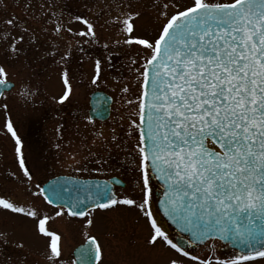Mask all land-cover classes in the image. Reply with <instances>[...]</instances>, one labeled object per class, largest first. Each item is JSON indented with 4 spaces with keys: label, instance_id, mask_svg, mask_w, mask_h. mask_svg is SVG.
<instances>
[{
    "label": "snow or ice",
    "instance_id": "1",
    "mask_svg": "<svg viewBox=\"0 0 264 264\" xmlns=\"http://www.w3.org/2000/svg\"><path fill=\"white\" fill-rule=\"evenodd\" d=\"M131 19L123 21L129 34L134 31ZM127 42L149 53L138 112L144 127L137 125L143 199L138 204L117 200L105 185L84 199L63 200V186L60 192L54 186L51 192L61 199L56 215L67 205V215L85 217L89 202L99 209L122 203L144 210L154 176L164 185L160 203L165 214L191 240L218 237L245 253L238 261L264 258V0H192L191 6L167 16L152 40L131 37ZM96 67L99 72V62ZM5 75L0 67V77ZM5 83L0 79V85ZM64 83L68 85L67 78ZM7 128L15 137L11 122ZM16 143H21L18 137ZM16 151L20 153L19 146ZM20 167L25 168L23 158ZM0 205L24 212L2 198ZM26 214L35 216L34 211ZM144 214L152 229L150 246L163 241L189 255L151 211ZM46 219L39 220V231L50 238L49 259L59 258L61 237L45 229ZM88 240L80 249L81 264H93L101 256L96 238Z\"/></svg>",
    "mask_w": 264,
    "mask_h": 264
},
{
    "label": "rangeland",
    "instance_id": "2",
    "mask_svg": "<svg viewBox=\"0 0 264 264\" xmlns=\"http://www.w3.org/2000/svg\"><path fill=\"white\" fill-rule=\"evenodd\" d=\"M191 4L192 0H0V67L6 73L0 78L15 85L0 103V150L4 156L13 161L11 149L18 146L8 122L15 132L37 129L39 141L33 147H39L40 152L56 149V153L48 169L47 155L34 160L36 180L54 173L119 175L128 182L121 200L140 203L137 125L142 73L149 53L127 41L131 37L152 40L167 16ZM129 16L134 24L130 34L123 23ZM95 90H106L112 96L105 120L88 115L90 93ZM66 91L68 95L61 100ZM145 209L119 203L108 213H95L104 221L93 219L84 235L92 233L101 239L105 260L117 249L114 257L118 264H169L173 259L178 264H231L237 260L219 254L218 241L196 247L191 256H177L163 241L150 246L151 232L143 226L147 222ZM78 224H71L72 247L84 237ZM25 230L10 232L29 240L27 231L20 233ZM237 264H264V258Z\"/></svg>",
    "mask_w": 264,
    "mask_h": 264
},
{
    "label": "flooded vegetation",
    "instance_id": "3",
    "mask_svg": "<svg viewBox=\"0 0 264 264\" xmlns=\"http://www.w3.org/2000/svg\"><path fill=\"white\" fill-rule=\"evenodd\" d=\"M15 133V138L18 137L21 143L18 145L20 147V153H17L16 151L18 146L11 149L13 152L12 155L14 156L13 161L9 158H6L0 150V156H3V158H0V198L8 200L17 207L23 208L24 212H13L10 209H5L2 205H0V264H81V260L79 259L80 252L76 254V251L79 247L87 244L89 236H94L101 246V256L97 259L96 264H118V258L116 257L115 259L114 257L118 254L117 249L110 258L105 260L106 248L103 245L101 239L96 234H84L89 230L90 227V225L86 223L87 220H103L100 217H96L97 214L95 213H108L109 210L117 207L119 203L116 205H110L105 209H91L86 212L85 217L69 216L67 215V210L65 208H63V214L57 216L56 213L61 211V206H56L53 203H49L48 200L45 199L40 191L42 186L50 179L60 175L76 177L87 176L74 175L72 173H54L43 180H36L38 177H36L34 173V160L38 159L40 155H47L48 160L46 167L48 169L53 165L50 158L56 153V149L43 148L41 152L45 154H41L39 147H33V144H36L39 141V130L37 129H28V131L21 133L16 131ZM24 138L28 139L27 143ZM29 144L31 147H27ZM21 158H23L25 162L24 169L20 167ZM9 161H12V163H7ZM25 169H27L28 175L25 174ZM112 176H118L125 182L124 186H114L116 198L117 200H121V198H123L121 197L123 194L122 190L124 191V189L128 187V182L119 175ZM94 177L105 176L98 175ZM150 188L151 194L149 197V204L146 206L145 210L151 211L153 218L159 222L162 230L166 231L169 238L174 242V240L179 237V234L168 228L166 222L161 218L157 211L156 202L158 194L161 191V186L153 177L150 182ZM151 204L154 206V210H152ZM29 211H34L35 216H28L26 213ZM45 217H47L44 224L45 229L47 231H53L61 237L59 242L61 256L59 258L49 259V257L52 255L49 249L50 238L39 231V220L44 219ZM146 219L147 222L143 225L145 227V231L152 232V229L147 230V227L150 226V220L148 218ZM74 222L79 223L78 225L83 231L82 235H84V237L72 247L70 233L71 224ZM22 228H25L26 230L20 233L27 231L29 233V240H24L21 236H13L10 232L11 230L18 231ZM163 246L165 248L170 247L165 243ZM220 247L221 249L219 250V254L227 255L228 258L235 259L243 255L227 244L221 243ZM169 249L172 248L170 247ZM196 249L197 248L189 247L187 252L190 254L191 251H195ZM171 251L177 256L183 255L182 252L178 253L174 249Z\"/></svg>",
    "mask_w": 264,
    "mask_h": 264
},
{
    "label": "water",
    "instance_id": "4",
    "mask_svg": "<svg viewBox=\"0 0 264 264\" xmlns=\"http://www.w3.org/2000/svg\"><path fill=\"white\" fill-rule=\"evenodd\" d=\"M13 85L14 84L11 81H6L5 84L0 85V96L3 93V91L10 90L13 87ZM111 103H112V98L107 93H105L103 91H97V92L92 93L91 97H90L89 117L92 119L97 118L100 120L107 119L110 115ZM139 125L141 127H144V125L140 124V117H139ZM157 180L163 186L162 195L160 196L158 203H157L159 211L161 212L162 216L165 218V220L168 222V224L171 227H173L175 230H177L181 234L187 235L189 237V239L191 240L190 233L181 232L180 227L176 223H174L165 214L163 206L160 203L161 200L164 199L165 189H164V185H163L162 181H160L159 179H157ZM117 181H118V179L115 177L111 178L110 180H106V179H81V178H73V177H68V176L57 177V178L50 180L47 184H45V186L42 188L45 191L42 193L45 197L47 196L49 199H51L54 204L61 205L60 197L57 196L55 193L51 192V188L54 186L56 187L57 192H60L61 186H63L64 191H63V193H61V195L63 196V200L71 199V200L75 201L77 198L84 199L86 197V195L88 194V191H95L97 186L104 187L105 185H107L108 188H110L112 195H114L113 189H112V182H117ZM64 207L67 208V205H64ZM90 208H94V207L89 202L87 210H89ZM210 238H218V237H211L210 236V237H207L203 240H195V241L191 240V241L195 242L196 244H202V243L206 242L207 240H209ZM181 241H183V243H181ZM221 241L224 243H228L227 241H224V240H221ZM177 243L180 244L181 247L186 248L187 241L178 240ZM229 244L231 247L237 248L240 251H242L239 247H236V246L232 245L231 243H229ZM80 249H81V247L77 249L76 254L78 252H80ZM96 260L97 259H94L93 264L96 263Z\"/></svg>",
    "mask_w": 264,
    "mask_h": 264
}]
</instances>
